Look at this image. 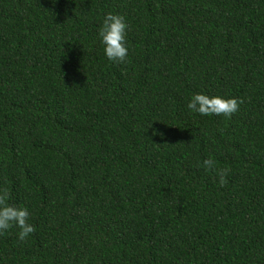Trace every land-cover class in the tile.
<instances>
[{"label": "trees", "instance_id": "trees-1", "mask_svg": "<svg viewBox=\"0 0 264 264\" xmlns=\"http://www.w3.org/2000/svg\"><path fill=\"white\" fill-rule=\"evenodd\" d=\"M0 188L35 228L0 264H264V0H0Z\"/></svg>", "mask_w": 264, "mask_h": 264}, {"label": "clouds", "instance_id": "clouds-1", "mask_svg": "<svg viewBox=\"0 0 264 264\" xmlns=\"http://www.w3.org/2000/svg\"><path fill=\"white\" fill-rule=\"evenodd\" d=\"M128 24L122 15L108 13L99 30V38L104 45V52L109 61L125 63L129 49L127 47ZM243 100L236 98L210 97L205 94H195L187 104L188 109L201 116H222L231 119L239 112ZM203 167L215 173L221 187L227 184L230 169H218L212 158L203 161ZM11 192L8 188H0V236L13 228L19 229L17 235L21 242H26L35 228L29 223L30 212L26 207H16L10 203Z\"/></svg>", "mask_w": 264, "mask_h": 264}]
</instances>
